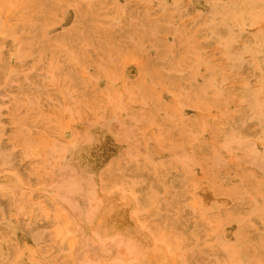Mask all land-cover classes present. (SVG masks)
Segmentation results:
<instances>
[{"label": "rangeland", "instance_id": "obj_1", "mask_svg": "<svg viewBox=\"0 0 264 264\" xmlns=\"http://www.w3.org/2000/svg\"><path fill=\"white\" fill-rule=\"evenodd\" d=\"M0 264H264V0H0Z\"/></svg>", "mask_w": 264, "mask_h": 264}]
</instances>
